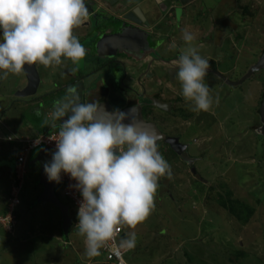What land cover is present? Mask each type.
<instances>
[{"label": "rangeland", "instance_id": "1", "mask_svg": "<svg viewBox=\"0 0 264 264\" xmlns=\"http://www.w3.org/2000/svg\"><path fill=\"white\" fill-rule=\"evenodd\" d=\"M244 4L253 10L249 11L251 15L257 12L259 22L251 26L253 29L249 27V35L244 34L250 37H246L242 48L240 36L228 33L229 37L221 41L222 51L228 57L221 56L216 65L217 70L233 79L247 71L248 65L243 61L250 58V65L254 64L264 49V2H258L259 9H254L253 1L245 0ZM215 13H220L219 8ZM259 14H262L261 18ZM218 28H225L224 24H219ZM87 31L89 29L76 31L74 35L83 46L91 49L95 39L84 37ZM212 34L216 40L217 35H221L215 31ZM234 45H238L237 51L243 52L239 57L240 63L230 58L236 52L232 49ZM251 47L256 54L254 57L249 54ZM233 56L237 57L236 54ZM91 57L97 60L95 56ZM80 70L86 74L90 67L83 62ZM21 74L24 75V71ZM100 74L102 82L111 81L106 68ZM222 82L212 74V132L185 129L186 141L198 138L190 146L189 154L200 153L204 157L203 161H198L196 168L205 182L193 178L185 162L166 157L172 172L166 189L156 193L155 208L145 221L135 229L127 227V233H136V246L125 255L127 264H264V207L261 205V200H264V133L252 131L259 125L257 111L264 88V72L257 71L240 83L236 87L240 88V92L224 85L219 88L217 85ZM85 83L88 86L90 82L86 80ZM173 90H177L176 86ZM242 92L245 93L244 98L243 95L232 97ZM162 94L166 96V93ZM15 102L21 107L9 108L7 114L0 113L5 122L10 120L8 117L14 116L9 112L14 113L16 119L19 115L27 120L28 107ZM91 102L88 98V103ZM36 106H40L39 103ZM243 106L247 112L245 117H242ZM31 110L33 114L30 116L34 121L38 117L41 119L46 109L39 107ZM144 115L170 134H177L175 118L165 117L158 109ZM6 123L14 128V124ZM211 133V139L204 141ZM259 135L263 137L260 142L256 137ZM8 145L13 143L7 141L1 147L8 148ZM197 146L200 148L195 150ZM159 147L165 148V144L161 142ZM8 151L11 153L13 150ZM11 164L12 160H9L8 166ZM193 164L190 163V166ZM38 177V164L27 166L15 229L7 232L0 226V264H116L103 254L88 259L84 255V238L78 231L71 228L68 237L63 235L60 210L52 203H35L42 190L37 183ZM56 193L62 202L68 203L60 188ZM5 198L0 200V213ZM224 201L232 207L231 211L223 205ZM245 251L248 255L246 260L243 259Z\"/></svg>", "mask_w": 264, "mask_h": 264}, {"label": "clouds", "instance_id": "2", "mask_svg": "<svg viewBox=\"0 0 264 264\" xmlns=\"http://www.w3.org/2000/svg\"><path fill=\"white\" fill-rule=\"evenodd\" d=\"M89 16L85 0H0V80L21 74L25 65L49 68L70 60L78 66L86 49L73 30ZM182 40L184 47L173 66L180 95L191 111L207 112L214 103L204 83L211 65L200 55L191 31L184 29ZM176 47L175 42L170 45ZM101 106L81 102L77 88L69 86L43 121L52 129L60 121L53 139L55 151L44 172L50 182L59 183L62 172L77 182L71 185L82 196L76 228L84 238L88 259L99 256L113 241L110 250L117 257L133 250L136 233L117 240L120 227L135 229L145 221L155 208L158 181L172 176L154 132L130 119L129 113Z\"/></svg>", "mask_w": 264, "mask_h": 264}, {"label": "crops", "instance_id": "3", "mask_svg": "<svg viewBox=\"0 0 264 264\" xmlns=\"http://www.w3.org/2000/svg\"><path fill=\"white\" fill-rule=\"evenodd\" d=\"M150 2L152 5L153 14L150 13V11L146 10V2ZM163 0H118L117 4H115L114 7L109 6L108 4H102L112 15L120 16L122 14V10H131V9H139L138 7H141L142 12L144 13L143 19L139 22H146L148 23V26H142L146 31L151 33L150 31L156 30L157 34L154 38L151 35V38H153V41L158 44L162 43L163 45L172 44L175 42L177 47L175 49H172L173 51L170 52L171 55H174L177 52V48L179 46L184 45L182 40V31L184 29H187L191 31L195 36L196 40L194 41V44L198 47L199 53L202 57L210 60L212 57V60H215L216 62L219 61L221 56L223 58H227L228 55L224 54L222 51L223 42L222 40L229 37L228 33H233L234 36H240L239 40L241 48L243 47V42H246L245 39L246 36L244 34L249 35V27L257 25L259 22L258 20V14L255 12L254 16L249 13V11H253L252 9L247 8V4H244L245 0H179L176 2L177 6L180 8V14L177 16L174 11H165V13L161 12L162 10L159 8V5L163 7L165 10L166 6L162 2ZM253 1V7L261 8L259 3H263L264 0H248ZM116 3V1L114 2ZM243 7V8H242ZM219 8V14H216V9ZM255 11V10H254ZM125 12V11H123ZM143 13H141L143 15ZM167 14V15H166ZM215 14V16L213 15ZM262 14H259V17L261 18ZM264 16V15H263ZM228 21V22H227ZM224 24L225 28H218L219 24ZM75 31V29L73 30ZM218 32L220 37L217 35H213V32ZM163 33H165V36H162ZM166 34L168 37H166ZM240 34V35H239ZM223 36V37H222ZM243 37V39H241ZM165 38V39H164ZM163 39V40H162ZM162 40V41H161ZM218 44L215 45L217 42ZM85 47V46H84ZM170 48V45H169ZM202 48V49H200ZM232 49H236L235 53H232L230 55V58H233L235 62H242L239 60L240 55L243 53L242 51L238 50V45H234ZM252 47L249 49V54H252V56H256V54H253ZM236 54L237 57H234L233 55ZM233 56V57H232ZM177 57V56H175ZM63 59V58H62ZM238 60V61H237ZM83 62L86 63V67H90V69H96L95 71L103 72L104 65L98 64V61L91 57V55L86 54L83 60H81L79 65H73L70 60H64V62L55 67H49L45 68L43 65L36 64L37 71L40 75V84L38 87L37 92L33 96L25 97V98H19L15 97L16 93L19 90H22L27 85V78L22 74L14 75L9 74L8 78L5 80H0V113L7 114L9 108H19L21 107L18 104H15L19 102L20 104H26L22 107H28L27 108V114L26 118L27 120L21 118L19 115L17 116V119L14 118L15 114L9 112V115H14L8 117L10 120L6 121L11 124H14V128L19 129L23 133H18L12 126L7 124L3 117L0 116V119L3 121L2 124H0V200L2 198H5L9 192V188L12 185V171H14L15 165H16V151L14 145H8L9 147H1L2 143H6L7 140L5 139L6 133L8 134L9 130L11 132H14L18 135L22 136H34L37 135L40 132L48 131L52 128L48 126H44L42 119L45 118V115L47 112H50L53 108V102L54 99L58 95V88L59 85H61V88L65 86V81L76 78V77H82L81 76V70L80 66ZM250 58L247 61H243L248 66H251ZM102 67H100V66ZM98 66V68H97ZM248 66L247 71H248ZM73 67H76V71L72 73H65V70L67 68L71 69ZM246 71V72H247ZM90 71V73H92ZM259 72V71H258ZM243 74V73H242ZM100 76V74H97ZM66 76V77H65ZM84 76V75H83ZM85 77V76H84ZM98 77H94L93 80H95ZM90 81V80H88ZM233 84V83H232ZM89 86V85H88ZM218 86V85H217ZM229 87V86H228ZM5 88H7L5 90ZM239 90V89H238ZM177 92V90H176ZM240 92V91H239ZM243 95V96H242ZM242 96L245 97V93H239L236 96L232 97H238ZM37 98V100H35ZM27 102H29L27 104ZM36 103H39L40 106H36ZM45 103V105H44ZM45 108L44 116H42L41 119L39 117L36 119H32V116L30 114H33L32 108ZM156 109V108H155ZM157 110V109H156ZM160 111V109L158 108ZM150 110L147 108H144V114L151 113ZM142 113V109H141ZM143 115V114H142ZM163 115L168 118H173L170 115H167L163 112ZM36 121V123H35ZM41 121V122H40ZM27 122V123H25ZM60 121H57V128L59 127ZM8 150H13L11 153ZM12 155V157H8ZM12 160L11 167L7 164L3 165L4 161ZM35 165V164H34ZM33 165V166H34ZM30 166V167H33ZM28 167H29V160H28ZM6 201V198H5ZM1 202V201H0Z\"/></svg>", "mask_w": 264, "mask_h": 264}, {"label": "flooded vegetation", "instance_id": "4", "mask_svg": "<svg viewBox=\"0 0 264 264\" xmlns=\"http://www.w3.org/2000/svg\"><path fill=\"white\" fill-rule=\"evenodd\" d=\"M89 21L90 20H88L87 22ZM84 25L85 23L81 25L80 27L76 28L75 31H73V33L76 31L82 32L84 29H89ZM150 32L151 33L149 34L150 36L149 41H150L151 46L142 44L141 47L144 49L143 53H140L139 50L136 51L133 48L134 45L129 44V42L126 40V39H129V37L123 39L124 41L122 40L119 42L117 40L119 35H115L113 38H111V41H107L108 43L106 41L104 42L102 46L103 48L101 49V53L103 54L102 56L104 58L103 57L100 58L98 55H94L95 53L93 52V50L95 49L94 47L89 49V48H86L85 46V49L88 50L86 51V54L95 56L97 58L98 64L104 65L103 69L106 68V70L109 71V75L111 76V81L105 80V82H102L100 79L101 78L100 73L102 72H99L100 69L99 71L92 72L93 70H96L94 68L92 70L90 69L89 72L86 74L81 73V76H82L81 78L76 77V78L65 81V86L75 87L79 82H83L86 87L85 81L90 80L89 88L90 86H93L91 84L92 82H95L96 85H94L93 90H91L90 92L87 91L85 93V103H88V98H90L92 102H97L101 104L102 106H104L106 102L110 106L108 107L110 108V111L114 109L121 110L128 106H132L134 104L140 103L142 114H143L142 116L148 121H151V120L145 117L144 108L145 109L148 108L151 113L152 111L154 112L155 108L156 109L159 108L161 112H164L165 114L170 115L173 118H175L176 127L178 129L177 130L178 132L175 135H172L168 131L164 130L160 126L159 123L155 121H151V122L156 123L158 128L166 135L167 138L168 137L177 138L180 144H182V146L183 145L186 146L185 152L187 153L188 158L183 157L181 153L177 152L172 147V145L166 141L167 138L160 140L158 142V150L166 161H167L166 157L171 156L172 158H177L181 162L182 161L185 162L187 166L189 167L188 171L191 172L193 178H195L196 180L200 182H205L203 177L199 174L198 169L196 168L198 161H203L204 157L201 156L200 153H197L196 155L189 154L190 146L194 145L193 143L196 142L198 138L195 137L194 139H191V142L186 141L185 140V136H186L185 129H188V128L200 129V130L205 129V130H209L210 132H212V108L207 112L201 111L199 113H196L190 110L189 103L184 100L182 95H180V91H181L180 83L176 79L175 71L173 70L174 62L178 59L179 54H180V48L184 47V45L179 46V48H177L178 49L177 52L174 55H171L170 52L173 51L171 48H169V45L171 44L163 45L162 43L160 44V42L156 44L153 41V38L154 36L156 37L157 31L152 30ZM164 34L165 33H163L162 36H165ZM85 35L92 36L94 39L97 38V35L96 36L95 34L93 35V31H91L90 29L89 31H87ZM151 35L153 38H151ZM166 37H168L167 34H166ZM212 61H215V60H212V57H211V59L209 60L211 67L208 70V75L204 79V83L209 86L210 94L212 95V74H214L215 76H217L219 79L223 81L221 85H218L219 88H221L224 85V86H229V88H232L231 90L233 89L238 90V88L236 87L239 86V84H236V83L247 72H245L242 76H238L233 79L231 76H228L227 73L220 72L219 70L216 69V65H217L216 61H215V66H214L215 68H212L213 67ZM115 69L120 70V74L115 75L117 74L116 72L117 70ZM212 70L214 72H212ZM90 71L92 73L88 75ZM260 71L264 72V70H260ZM65 73L70 74L72 73V70L67 68V70H65ZM97 74H100V76H98ZM222 76L224 77L222 78ZM94 77H98V78L93 80ZM174 86H176L177 92L173 90ZM58 89H61V85H59ZM64 91H66V89H64ZM226 91H224L223 93H225ZM238 91H241L240 88ZM162 93H166V96H164ZM263 96H264V88L261 94L258 111H257L259 125L256 126V128H253V130L251 128V130L254 133L256 132L257 134L264 133V123L262 121V117L260 113ZM155 99H158L160 102L164 103L165 108L163 109L159 107L155 103L156 101ZM224 108H228V107H224ZM246 115H247L246 107L244 108L243 106L242 117H245ZM200 135H202V133H200ZM211 137H212V133H211V136L205 137L204 141H209ZM256 137H257L258 142H260V140L263 139V137H260V135ZM161 142L165 144V148L159 147V143ZM197 148H200V146L195 147V150ZM171 153H174L175 155ZM8 157H12V155ZM189 161L194 162L193 166H190ZM4 162H3V165H5ZM194 170H195V173H194ZM11 174L13 176L12 178V181H13L16 175L15 168ZM168 180L170 179L167 178V176L160 178V180L158 181L159 187L156 193H160L161 190L166 189ZM11 187L12 185L10 186L8 190H10ZM261 205L262 207H264V200L263 201L261 200ZM247 257L248 255L245 251L243 253V259L246 260Z\"/></svg>", "mask_w": 264, "mask_h": 264}, {"label": "water", "instance_id": "5", "mask_svg": "<svg viewBox=\"0 0 264 264\" xmlns=\"http://www.w3.org/2000/svg\"><path fill=\"white\" fill-rule=\"evenodd\" d=\"M116 1V3H114ZM156 1V0H154ZM179 0H163L162 2L166 6L165 10L159 5V8L162 10L161 12L165 13V11L169 10L174 11L175 14L178 16L180 14V8L176 5ZM118 0H85V4L89 9V22L85 23L84 26L89 28L93 31V35H97V38L94 42V55H98L102 58L103 54L101 53V49L103 48V44L106 41H111L115 35H119L117 40L120 42L123 39H126L130 45H134V49L136 51L139 50L140 53L144 52V49L141 47L142 44L150 45L149 41V33L146 31L142 26H148V23L142 21L139 22L137 19L141 21L144 17V13L142 12L141 7L139 9H131V10H122V14L120 16L112 15L109 10H107L103 4H108L111 7H114L117 4ZM146 10L150 11L153 14L152 5L150 2H146ZM125 11V12H123ZM143 13V15L141 14ZM127 32V33H126ZM88 35H84L86 37ZM124 41V40H123ZM108 43V42H107ZM109 45V44H108ZM140 45V47H139ZM115 47V46H114ZM108 49V48H107ZM104 58V57H103ZM117 70V74H120V70ZM264 70V52L260 56L259 60L256 64H254L247 73L236 83L240 84L242 81L250 78L256 71ZM212 72H214L212 70ZM24 74L28 80L27 85L22 89L19 90L15 97L25 98L29 96H33L39 87L40 84V75L37 71L36 64L28 66L25 65ZM89 73L88 75H90ZM224 76H222L223 78ZM118 78V77H117ZM93 86H86L83 82H79L75 87L79 91L81 102L85 103V93L87 91H91L94 89L95 82L91 83ZM69 87V86H68ZM68 87L64 86L61 89H58V95L52 99L57 100L60 97H63L66 91L62 92V90L67 89ZM155 103L161 107L165 108V104L160 102L158 99H155ZM104 104V103H103ZM101 105V104H100ZM103 107L110 111V107L108 103L105 102L104 106H101L102 110ZM133 110L130 112V110ZM125 113H129V118L133 119L138 125L142 128H145L151 132H154L159 139L157 140V144L160 140L166 139V135L158 128L156 123L146 120L141 113V104H134L132 106H128L126 108L121 109ZM260 113L262 117V121L264 123V96L261 103ZM66 119V117H65ZM125 123H128L129 120H125ZM168 143L172 145V147L179 153L182 154L183 157L188 158L187 153L185 152L186 146H182L177 138L168 137L166 139ZM159 151V150H158ZM52 151L47 148L46 146H39L37 147L29 158V167L33 166L34 164H38L39 166V177L37 183L42 186L41 193L39 194L38 198L36 199V204L39 203H52L55 207H57L61 212V220H62V232L65 237L69 236L70 229L72 227V217L70 214V206L64 202H62L57 193H56V186L57 183L54 181H49L47 179L46 173L44 172V164L48 163L52 159ZM5 164H9L8 161L4 162ZM189 163H191L189 161ZM11 167V166H10ZM195 173V170H194Z\"/></svg>", "mask_w": 264, "mask_h": 264}, {"label": "built area", "instance_id": "6", "mask_svg": "<svg viewBox=\"0 0 264 264\" xmlns=\"http://www.w3.org/2000/svg\"><path fill=\"white\" fill-rule=\"evenodd\" d=\"M0 124L2 120L0 119ZM59 129H50L45 132H40L35 136H22L14 132L8 131L9 133L5 136V139L12 142L15 146L16 155V165L15 174L16 179L12 184L10 189L6 210L0 213V226L4 228L5 231L10 232L15 229L16 223L18 222L17 211L18 206L21 204V193L23 185L25 182L26 168L28 166V160L32 152L39 146H46L52 152L55 151L56 141L53 140L58 134ZM57 183L56 181H54ZM77 182L70 178V174L61 173V180L57 183L56 190L60 188L63 195L68 200L70 206V214L72 217V229L78 231L76 224L78 223V209L79 203L82 200L80 192L71 187V185ZM73 207V209L71 208ZM75 210V211H74ZM9 230V231H8ZM72 232V231H71ZM127 234V226H121L119 229L118 237L123 238ZM115 243L109 242V246L101 249V254L106 256L108 260L114 261L116 264H127L125 261V255L130 252H121V255L117 257L110 249L111 245Z\"/></svg>", "mask_w": 264, "mask_h": 264}, {"label": "trees", "instance_id": "7", "mask_svg": "<svg viewBox=\"0 0 264 264\" xmlns=\"http://www.w3.org/2000/svg\"><path fill=\"white\" fill-rule=\"evenodd\" d=\"M264 52V49H263V51H262V53ZM262 53H261V55H262ZM260 55V56H261ZM260 58V57H259ZM259 59H257V61H258ZM257 61L254 63V64H256L257 63ZM254 64H252L250 67H249V69L254 65ZM212 68H215L214 66H215V61H212ZM248 69V70H249ZM214 70V69H213ZM257 72V71H256ZM255 72V73H256ZM243 82V81H242ZM223 205L225 206V207H227L230 211L232 210V207L230 206V205H228V203L227 202H223ZM6 206H7V203H5V205L3 206L4 208H3V210L2 211H5L6 210ZM233 210H234V208H233ZM18 212V211H17Z\"/></svg>", "mask_w": 264, "mask_h": 264}, {"label": "bare ground", "instance_id": "8", "mask_svg": "<svg viewBox=\"0 0 264 264\" xmlns=\"http://www.w3.org/2000/svg\"><path fill=\"white\" fill-rule=\"evenodd\" d=\"M6 135H7V133H6ZM16 161V160H15ZM26 183V182H25ZM84 241V240H83ZM112 263V262H111Z\"/></svg>", "mask_w": 264, "mask_h": 264}]
</instances>
